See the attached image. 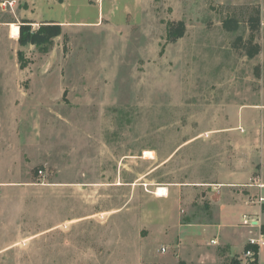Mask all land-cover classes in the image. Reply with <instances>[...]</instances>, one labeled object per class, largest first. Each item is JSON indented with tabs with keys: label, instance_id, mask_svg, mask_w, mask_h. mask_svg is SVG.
Wrapping results in <instances>:
<instances>
[{
	"label": "rangeland",
	"instance_id": "374dc122",
	"mask_svg": "<svg viewBox=\"0 0 264 264\" xmlns=\"http://www.w3.org/2000/svg\"><path fill=\"white\" fill-rule=\"evenodd\" d=\"M239 170H264V0H0V264H162L155 189Z\"/></svg>",
	"mask_w": 264,
	"mask_h": 264
},
{
	"label": "crops",
	"instance_id": "0c3cea01",
	"mask_svg": "<svg viewBox=\"0 0 264 264\" xmlns=\"http://www.w3.org/2000/svg\"><path fill=\"white\" fill-rule=\"evenodd\" d=\"M247 175L245 170L229 171L223 183L197 182L184 186L176 182L162 185L165 195L160 198L161 231L162 237L170 239L169 248L172 250V255L163 259L162 264H229L231 260L240 261L250 238L261 240L256 259L258 264H264V203L248 202L252 197H264V170L260 177H256L262 188L255 186L252 183L254 178H247ZM246 181L250 183L239 189L238 186ZM186 195L197 203L192 213L181 218L176 211ZM245 214L255 216L260 228L249 230L241 226V217ZM163 246L165 251L162 254H167L169 248Z\"/></svg>",
	"mask_w": 264,
	"mask_h": 264
},
{
	"label": "built area",
	"instance_id": "2783aa9c",
	"mask_svg": "<svg viewBox=\"0 0 264 264\" xmlns=\"http://www.w3.org/2000/svg\"><path fill=\"white\" fill-rule=\"evenodd\" d=\"M95 3L100 2L101 0H93ZM252 183L255 184L258 188H262V185L259 183L257 179H254ZM249 203H254L257 202L259 204L264 203V197L258 196L256 198L252 197L249 198L248 200ZM241 226L244 228H247L249 230H255L259 229L260 225L258 223V220L255 216L253 215H242L241 217ZM213 244V242H211ZM262 244L261 240H256V239H248L247 243V248L243 251L242 256L240 258V261L244 264H249V263H255L256 262V257H257V250L259 246ZM164 248H162L161 252H164Z\"/></svg>",
	"mask_w": 264,
	"mask_h": 264
},
{
	"label": "trees",
	"instance_id": "16d2710c",
	"mask_svg": "<svg viewBox=\"0 0 264 264\" xmlns=\"http://www.w3.org/2000/svg\"><path fill=\"white\" fill-rule=\"evenodd\" d=\"M41 30V35L42 36H38V35H28L27 31L24 32V29L23 31L20 33V37H19V43L20 45H24L28 42H31V43H35V42H38V41H42L44 38L43 36L44 35H57V33L55 32H52L54 29L53 27H48L47 29L46 28H43V29H40ZM19 33V29L17 28L16 30V36L18 35ZM262 210L264 211V204L262 205ZM257 262V260H256ZM229 264H244L242 263L241 261H238V260H231L229 262ZM249 264H254V263H249Z\"/></svg>",
	"mask_w": 264,
	"mask_h": 264
},
{
	"label": "bare ground",
	"instance_id": "6f19581e",
	"mask_svg": "<svg viewBox=\"0 0 264 264\" xmlns=\"http://www.w3.org/2000/svg\"><path fill=\"white\" fill-rule=\"evenodd\" d=\"M153 193L158 198H161L162 196L165 195V190H163L162 187H158L157 189H155V191Z\"/></svg>",
	"mask_w": 264,
	"mask_h": 264
}]
</instances>
